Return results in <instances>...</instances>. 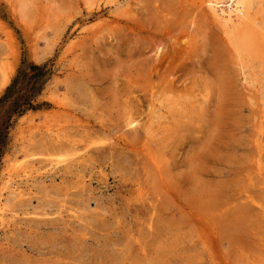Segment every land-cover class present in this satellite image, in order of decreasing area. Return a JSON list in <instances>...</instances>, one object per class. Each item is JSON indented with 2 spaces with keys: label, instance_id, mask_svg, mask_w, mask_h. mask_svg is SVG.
Instances as JSON below:
<instances>
[{
  "label": "rangeland",
  "instance_id": "obj_1",
  "mask_svg": "<svg viewBox=\"0 0 264 264\" xmlns=\"http://www.w3.org/2000/svg\"><path fill=\"white\" fill-rule=\"evenodd\" d=\"M190 1L0 0V98L43 70L0 114V264H264V50Z\"/></svg>",
  "mask_w": 264,
  "mask_h": 264
},
{
  "label": "bare ground",
  "instance_id": "obj_2",
  "mask_svg": "<svg viewBox=\"0 0 264 264\" xmlns=\"http://www.w3.org/2000/svg\"><path fill=\"white\" fill-rule=\"evenodd\" d=\"M191 1H195L194 3L198 2L200 6H206L207 10L216 21H218L219 23L224 22L225 23L224 26L226 28H230L229 30L230 33H233L230 39L231 41L236 40L234 42L236 48L235 50H237L238 52H245L252 48H256V49L259 48L261 50H264L262 49L264 48V28H263L264 23L262 24L263 26H259V24H257V18H252L249 15L250 10L257 4L258 5L264 4V0H191ZM197 7H199V5ZM231 29H233L234 32H232ZM166 94L164 93V95ZM152 95H154V93ZM155 96L156 95H154V97ZM155 99H157V97ZM145 123L143 122V125ZM132 124H134V121L128 122V125H132ZM138 129L140 130L141 128ZM261 134L263 135V132H261ZM257 145L259 149V158L257 160V164H258V168H261L260 159H262V154L264 153V138L258 140ZM1 204L2 203L0 201V222L2 226H5L7 222L4 218H2V216L4 215L3 213H5V209L1 206Z\"/></svg>",
  "mask_w": 264,
  "mask_h": 264
},
{
  "label": "trees",
  "instance_id": "obj_3",
  "mask_svg": "<svg viewBox=\"0 0 264 264\" xmlns=\"http://www.w3.org/2000/svg\"><path fill=\"white\" fill-rule=\"evenodd\" d=\"M42 76L43 70L33 65H31L29 73L20 72L12 84L8 86L5 95L0 98V114L7 113V117H9L12 114L23 112V109L31 108V97L34 95L36 84Z\"/></svg>",
  "mask_w": 264,
  "mask_h": 264
}]
</instances>
